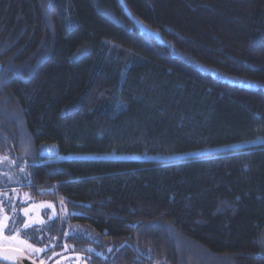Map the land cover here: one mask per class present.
Masks as SVG:
<instances>
[{
	"label": "trees",
	"instance_id": "obj_1",
	"mask_svg": "<svg viewBox=\"0 0 264 264\" xmlns=\"http://www.w3.org/2000/svg\"><path fill=\"white\" fill-rule=\"evenodd\" d=\"M123 2L0 0V194L83 264H264V0Z\"/></svg>",
	"mask_w": 264,
	"mask_h": 264
},
{
	"label": "rangeland",
	"instance_id": "obj_2",
	"mask_svg": "<svg viewBox=\"0 0 264 264\" xmlns=\"http://www.w3.org/2000/svg\"><path fill=\"white\" fill-rule=\"evenodd\" d=\"M261 141H263V140H261V138H258L256 140L252 141V143L261 142ZM242 144H245V143H242ZM237 145L238 144L230 145V146H223V147H220L218 149L221 150V149L233 148V147H236ZM43 149H44L43 153L46 154L45 157L49 158V160L55 159V158L56 159L62 158V156H59L56 154L57 150L55 149V147L53 145L47 146ZM212 150H216V149L214 148V149L201 150L198 152L187 153L186 155L199 154L202 152H208V151H212ZM182 156H184V155H182ZM130 157L151 158V159L152 158L168 159V158H175V157H179V156H159V155L152 156L149 154H143L140 156H131L130 155ZM23 169H24V166H20L19 170H23ZM18 177H19V175H16V173L13 170L4 166L3 164L0 165V183L6 181V184H9V182H10L13 186H16L17 184L18 185L20 184V180H21ZM25 178H26V176H25ZM2 188H4V187H2ZM19 203L22 205V207H19V210H20V213L23 215L24 219H26V217H25V212L23 210L27 209L28 210L27 213L28 214L31 213L30 214L32 216L31 221H27V219L25 220V222L26 221L30 222L31 225L36 224L38 222H42L44 219L42 214H45V211L48 212V214H46V215L48 216V219L51 222H54V220H56L59 217V215L62 214V211H63L62 205L56 203L55 201L44 200V199L40 200V201L34 200L28 194V192H23V194L20 196ZM12 209L16 210V208H14V205L12 206ZM15 210L11 214V217L10 216L8 217L6 214L7 225L9 223V221L13 218V215H14V222L17 225L16 227H18L14 231V234H17L19 239L25 241L28 245H31L34 248L44 249L43 246H39L35 242L36 232H32V230H29V228H27V229L24 228L25 222L21 221V220H23L22 216L19 215V212L15 211ZM18 224H21V226L19 227ZM42 226L45 227L47 225H42ZM70 232H71V230L66 229V230H64V232H62V234L66 238L68 235H65V234L70 233ZM12 235H13V233L10 234L8 232V226H7V228L4 231L5 238L11 237ZM55 240H57V238H55ZM3 246L17 247L18 245L10 244L6 240V242L4 243ZM67 246H69L68 251L66 253H64L63 255H61L60 257H57L56 251H53L51 254L47 253L45 251H42V252L37 254V253H34L31 248H26L25 250H29L30 253L33 252L34 257L38 258L40 262L43 260V261H46V263H48V264H83L84 261L81 259V255L78 254V252L76 251L77 247H74L73 245H67ZM62 250H65V249H62ZM78 251L81 253V252H85L86 249L78 250ZM59 259H63V260H59ZM0 264H3V263H0Z\"/></svg>",
	"mask_w": 264,
	"mask_h": 264
},
{
	"label": "snow or ice",
	"instance_id": "obj_3",
	"mask_svg": "<svg viewBox=\"0 0 264 264\" xmlns=\"http://www.w3.org/2000/svg\"><path fill=\"white\" fill-rule=\"evenodd\" d=\"M27 209L24 210L25 214H27ZM7 217L0 216V261H11L12 264H16L17 261L21 260L24 257V250L26 248H31L34 253H40L42 251H46L47 249H39L34 248L31 245H28L25 241L20 240L17 234H13L11 237L5 238L4 231L7 228ZM31 227L30 222H25L24 228L27 229ZM75 234V230L70 233H66L65 235H73ZM10 244L18 245L15 248H4L3 245L6 242ZM43 264V262H42Z\"/></svg>",
	"mask_w": 264,
	"mask_h": 264
},
{
	"label": "flooded vegetation",
	"instance_id": "obj_4",
	"mask_svg": "<svg viewBox=\"0 0 264 264\" xmlns=\"http://www.w3.org/2000/svg\"><path fill=\"white\" fill-rule=\"evenodd\" d=\"M16 196H19V195H16L15 193H13V194H5V193H2V194H0V216H6V214H7V216L9 217H11V214L13 213H11L10 212V208L8 209L7 207L10 205H16V204H18V207H21L22 205H20V203H19V200H20V197L17 199L16 198ZM14 200H17L16 202H14ZM6 204H8L7 205V207L5 206ZM20 205V206H19ZM12 206H11V208H12ZM18 212H19V215H21L22 216V218H23V220H22V222H25V220L26 219H24V217H23V215L20 213V210H19V208H18V210H17ZM10 220V219H9ZM19 225V227L21 226V224H18ZM17 225L15 224V222H14V215H13V218L9 221V223H8V232L11 234V233H13L18 227H16ZM25 251H27V250H25ZM28 252V251H27ZM28 253H30V252H28ZM38 259V258H37ZM39 260V259H38ZM41 262H43V264H48V263H46V261H41ZM4 264V263H3Z\"/></svg>",
	"mask_w": 264,
	"mask_h": 264
},
{
	"label": "water",
	"instance_id": "obj_5",
	"mask_svg": "<svg viewBox=\"0 0 264 264\" xmlns=\"http://www.w3.org/2000/svg\"><path fill=\"white\" fill-rule=\"evenodd\" d=\"M121 6L124 8L125 13L128 16H131V13L129 12V10L126 8L123 0H119ZM4 248H15L14 246H3ZM0 263H4V264H12L11 261H0ZM16 264H42V262L38 261L35 257H33L31 254H29L28 252H26L24 250V257L17 261Z\"/></svg>",
	"mask_w": 264,
	"mask_h": 264
}]
</instances>
